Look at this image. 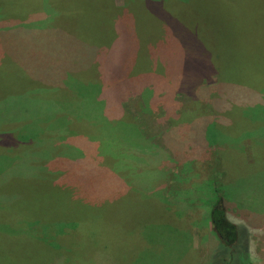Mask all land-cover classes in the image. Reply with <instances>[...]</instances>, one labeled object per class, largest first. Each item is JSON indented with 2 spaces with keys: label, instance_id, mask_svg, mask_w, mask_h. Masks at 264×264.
Masks as SVG:
<instances>
[{
  "label": "rangeland",
  "instance_id": "374dc122",
  "mask_svg": "<svg viewBox=\"0 0 264 264\" xmlns=\"http://www.w3.org/2000/svg\"><path fill=\"white\" fill-rule=\"evenodd\" d=\"M0 1L5 5L0 15V264H39L38 253L50 250L56 264H236L232 249L218 245L212 234L209 210L219 197L240 233L234 251L245 259L248 252L252 264H264V82L252 81L251 75L247 83L231 79L224 69L227 64L264 70V0H112L120 11L111 0H57L59 21L71 23L72 30H102L114 16L126 15L117 20L118 32L132 35L128 15L134 16L139 36H133L136 44L118 64L117 75L111 79L108 67L97 72L95 59L65 68V76L80 74L85 82L99 78L106 89L105 112L122 110L133 118L141 135L137 144L113 142L112 132L98 140L80 128L77 116L87 102L98 107L97 92L88 90L85 99L74 90L45 98L54 107L47 115L20 101L30 77L12 63L13 45L22 50L26 29L10 14L14 9L19 21L27 18L33 0ZM54 28L57 48L73 43ZM33 84L30 89L42 85ZM70 129L74 132L68 134ZM49 132L60 136L52 144H46ZM65 162L71 167L63 175L66 186L85 201L124 206L121 218H97L73 234L53 237L54 223L76 217L39 223L37 211L50 205L29 184L36 178L59 180ZM80 166H91V179L76 176ZM98 184L102 189L85 194L84 186ZM55 187L66 191L56 206L65 208L72 195ZM20 202L31 210L24 223L17 215ZM78 207L88 211L82 203ZM143 226L144 237L137 235ZM12 235H25V241L20 245Z\"/></svg>",
  "mask_w": 264,
  "mask_h": 264
},
{
  "label": "trees",
  "instance_id": "16d2710c",
  "mask_svg": "<svg viewBox=\"0 0 264 264\" xmlns=\"http://www.w3.org/2000/svg\"><path fill=\"white\" fill-rule=\"evenodd\" d=\"M31 3V15L27 16L23 14L24 16H27V18H22V21H19L20 18L16 13L18 11H15L13 9V14H10L11 16L14 15L15 17L14 23L20 24L21 27H24L26 29V35H24L23 38L26 39V42L20 47V49L22 50H17L13 45L14 56L12 59V63L17 64V69L21 74L30 77V81H27L29 82V89L27 90L28 92L24 95V97L20 99V101L24 99V102L28 106L38 107L43 110V114L47 115L48 112L54 107L49 104V101L44 100L45 98L51 99L49 97L54 98L56 95L68 96L70 92L74 90L79 91L81 96H83V99H85L88 90L94 93L97 92L100 95V97L97 98V101L99 102L98 107L87 102L84 104L85 107L83 112L81 114H78L77 116L81 120L80 128L85 129L86 135H89L92 138L96 137L98 140L99 138L109 139L108 136L110 132H112L110 134V140L113 142L125 144L127 141H129L132 144H137L139 140H141V135L133 118H128L127 113L122 110H120V112L118 113L113 114H107L105 112L104 109L107 105L106 89L99 78L95 77L94 81H91V78H88L89 81L85 82L84 78H82L80 74H78L77 77L75 76V78L70 77V74L68 76H65V68L72 69L75 66L79 65L80 62H86L88 65L90 61L94 62L95 59L98 60V66L95 67V69H97V72H99L101 68L104 69L105 67H108L110 68L109 75L111 76V79L112 74L117 75L120 71L118 64L132 53V46H134L133 43L136 44L133 36H139L137 34L138 32H140V30L136 25L134 16L128 15V18L131 20L133 25L132 29L134 30V32H132V35L125 31L118 32L120 26L117 20L120 18V16L126 17V15L114 16L115 20L112 21L111 24H109V22L104 23L102 25V30H87L84 32L78 27L72 30L71 23H64L59 21L61 13H59L60 6L58 5L57 0H33ZM45 4L47 5V8L44 7ZM112 5L117 11H120V8H122L116 6L113 1ZM4 7L5 5L3 4V1H0V15L3 14ZM14 8L19 9L17 5H14ZM24 11L26 10L24 9ZM146 12L148 13V16L152 15L154 18H161L160 14L158 13V16L157 13L153 10H146ZM44 14L50 15V18L48 20L45 19ZM5 16L8 17V15ZM105 18L107 17H101L100 19L103 20ZM202 18L207 19L208 15L203 16ZM56 26H58L60 32H62L71 42H73L70 43L68 41H65L67 46L64 50H60L59 48H57V46H55L54 44V41H52V35L57 34V31L54 28ZM219 29L223 30L224 33L227 32L222 23ZM122 30L125 29L122 27ZM60 40L62 43L64 42V39ZM91 41L94 42L88 43ZM83 48H87L88 51L86 55L81 57L80 54L83 53ZM100 49L108 50H105L103 53H101ZM99 52L100 54H98ZM58 59H60L61 65L57 64ZM103 61L105 64L104 66H101ZM23 65H25L27 68H24ZM224 69L231 76V79H236L247 83L249 80V76L251 75L252 81L255 80V82H264V76H262L264 74V70L257 73V71L250 70L249 68L229 66L227 64L225 65ZM78 71H80V68L77 70V72ZM123 79L125 82L131 81V79L129 78ZM33 80L40 82L42 85L30 89V86L33 84ZM74 80L80 81L77 82ZM92 83L97 84L95 90L92 88ZM133 84L138 85V81L133 82ZM33 85L39 84L35 83ZM139 85L140 88L143 86L140 81ZM39 89L42 90L40 92H37L39 91ZM38 93L41 96L35 95ZM45 104L50 105V107H44ZM39 118L42 117H38V119ZM73 132V129L67 131L68 134H71ZM49 133V137L45 138L46 144H52V141L60 137L58 136V132ZM195 135L197 136L198 134ZM30 140L31 139H22L21 141L28 142ZM67 164L68 163L65 162L62 166L61 171L63 170V172L59 180L56 181L49 178L43 180L41 178H36L32 179L31 183L29 184V187L34 191H42V195H40L39 197L45 198L50 205L49 209H41L37 211L40 215V219H38L37 221H39V223L43 221V223L46 224L49 222L52 225L55 224L58 230L56 234L52 235L55 238H61L63 236L75 233L77 228L83 226V223L94 224V219L109 216H112L110 218H121L125 210L124 206H117L115 205V203L107 204L99 203L96 201H85L81 194L75 193L72 188L66 186V182L63 180V175L66 173L68 174L71 168L69 165L67 166ZM76 176L85 178L87 179L86 181H88L92 178L91 166L81 167V173ZM55 186H62L64 189L70 191L72 195V200L69 203L66 202L65 208H63L61 205L60 207L56 206L57 203H59L58 198L61 194V191H66ZM106 186H108V184L105 183L104 188ZM84 188L86 195H94L96 192L102 189L99 184L96 186L87 185L84 186ZM215 201L216 202L212 204L209 210V221L212 234L216 237L217 244L221 245L223 248H229L230 250L232 249V252L230 253L237 256L236 264H252L250 258H248L249 255L245 247H242L241 250L247 252L246 259L244 258L245 254H239L238 251H234L237 250V246L240 245V243L238 244L240 233L237 225L232 223L228 219L227 203L221 197L216 198ZM79 203H82V207L87 209L88 211L82 212L81 210H79ZM30 212L31 210L27 211L26 209L21 208V202L19 203V206L17 208V215L21 216L22 223L25 222L27 214H30ZM65 214H72V217H76V220L73 222L68 221L67 223L61 224L54 223L55 221H59ZM154 217L152 218V220L156 224L157 220L156 217ZM151 228L152 229L150 230L154 232L157 226L155 225ZM143 229L144 226L139 230L137 235L144 237ZM158 235L162 236L163 233H159ZM12 236H14V238L11 240L20 243V245L23 243V241H25L23 239L25 235ZM132 236L136 237V234L134 233ZM145 237H148V231L146 232ZM124 239L121 241L123 242ZM52 254L53 250L38 253V256H40L41 258L39 264H56L57 260L59 259H56V257Z\"/></svg>",
  "mask_w": 264,
  "mask_h": 264
}]
</instances>
